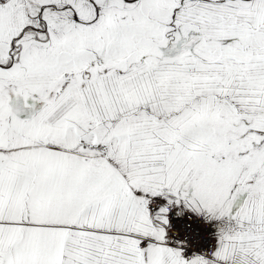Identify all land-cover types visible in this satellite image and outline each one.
I'll return each mask as SVG.
<instances>
[{"label": "snow or ice", "instance_id": "6c2138e0", "mask_svg": "<svg viewBox=\"0 0 264 264\" xmlns=\"http://www.w3.org/2000/svg\"><path fill=\"white\" fill-rule=\"evenodd\" d=\"M0 264H264V0H0Z\"/></svg>", "mask_w": 264, "mask_h": 264}]
</instances>
